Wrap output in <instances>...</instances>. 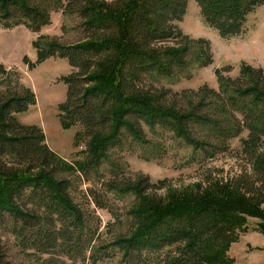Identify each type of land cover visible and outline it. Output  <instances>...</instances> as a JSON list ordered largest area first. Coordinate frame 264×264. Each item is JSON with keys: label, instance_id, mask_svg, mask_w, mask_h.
Returning <instances> with one entry per match:
<instances>
[{"label": "trees", "instance_id": "obj_1", "mask_svg": "<svg viewBox=\"0 0 264 264\" xmlns=\"http://www.w3.org/2000/svg\"><path fill=\"white\" fill-rule=\"evenodd\" d=\"M195 1L222 36L241 34L264 6ZM187 4L0 0L4 28L39 32L62 11L81 19L83 34L74 42L48 34L34 42L40 60L59 56L73 67L60 106L64 127H83L75 145L86 147L75 161L50 148L41 127L18 119L35 93L0 64V226L31 264H96L116 255L125 264H216L238 236L234 216L264 203V68L242 63L230 76L228 66L217 70L218 88L173 91L168 84L213 63L210 41L177 23ZM174 144L190 146L195 159L228 154L250 168L227 178L207 173L181 193L167 179L131 174L125 151L160 159ZM98 209L112 215L105 230ZM0 264H12L1 240Z\"/></svg>", "mask_w": 264, "mask_h": 264}, {"label": "rangeland", "instance_id": "obj_2", "mask_svg": "<svg viewBox=\"0 0 264 264\" xmlns=\"http://www.w3.org/2000/svg\"><path fill=\"white\" fill-rule=\"evenodd\" d=\"M177 23L192 38H205L210 41L213 63L195 69L191 78H182L168 84L173 91L197 89L204 84L218 88L217 70L228 66L231 70L224 71V74L230 76L239 74L242 63L264 68V6L257 7L248 16L243 32L239 35L222 36L216 28L208 25L195 0H188L186 13ZM43 34L58 36L63 42L77 41L83 36L81 19L76 15L67 17L62 11H55L51 15V22L39 32H33L25 25L12 28L0 26V64L14 75L13 78L18 77L20 82L35 93V102L25 111L17 113L18 119L22 123L41 127L50 148L64 159L75 161L78 152L86 147L83 143L75 145V135L83 127L81 124L64 127L60 106L66 99L68 89L63 78L72 73L73 67L67 58L59 56L39 59L34 42ZM0 75L4 74L0 72ZM246 135L247 132L243 134ZM231 146L235 150L239 149V139H232ZM124 156L133 176L149 175L153 182L167 179L171 190L177 189L178 193L184 192L194 182L205 179L207 173L227 178L238 174L244 166L250 168L245 161L228 154H220L205 161L201 157L195 159L190 146L176 144L160 159L146 160L142 158L139 150H127ZM166 190L168 188L160 192L163 194ZM232 202L238 203L237 200ZM244 205L245 203L242 204ZM97 214L102 218V228L105 230V224L113 219L112 215L104 209H98ZM234 217L239 226L238 236L226 248L224 261H217L216 264H264V203ZM0 240L7 259L12 264L32 263L3 226H0ZM218 255L219 253L216 257ZM222 257L223 255L219 256ZM96 264L125 263H121L120 255H116Z\"/></svg>", "mask_w": 264, "mask_h": 264}]
</instances>
